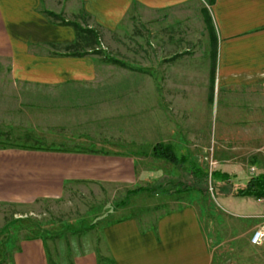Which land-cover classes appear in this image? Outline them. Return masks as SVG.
<instances>
[{"label": "crops", "instance_id": "obj_1", "mask_svg": "<svg viewBox=\"0 0 264 264\" xmlns=\"http://www.w3.org/2000/svg\"><path fill=\"white\" fill-rule=\"evenodd\" d=\"M202 8L215 38L206 58L175 59L167 55L174 45L158 42L132 45L139 52L134 66L111 57L124 46L119 35L127 20L187 28ZM67 23L101 36L102 51L129 68L93 54ZM114 35L118 43L110 40ZM143 47L149 50L147 75ZM1 66L5 91L22 116V126L12 129L34 131L45 146L65 148L0 147V205L57 200L73 184L100 185L122 198L136 188H167L187 180L190 163L203 170L209 146V171L229 178L209 211L198 191L132 195L100 226L98 251L55 264H264V244L249 243L264 200L230 195L249 175L230 159L238 150L218 151L254 148L249 155L262 158L257 162L264 172V0H0ZM215 98L221 124L209 132L199 119ZM156 144L184 157L186 171L153 158ZM243 198L255 204L237 214ZM3 258L0 248V264ZM5 264L52 263L44 239L33 237L20 240Z\"/></svg>", "mask_w": 264, "mask_h": 264}, {"label": "rangeland", "instance_id": "obj_2", "mask_svg": "<svg viewBox=\"0 0 264 264\" xmlns=\"http://www.w3.org/2000/svg\"><path fill=\"white\" fill-rule=\"evenodd\" d=\"M201 10V9H199ZM200 12V18L189 20L187 28L174 24H157L151 25L144 22L141 19L132 18L127 20L128 24L126 29L122 31L120 36V43L123 46L120 52H110L111 57H115L118 60L127 62L134 66L132 45L141 43L144 45L151 42H158L159 47L165 43L174 45V48L167 53V55L176 57L184 55H194L195 58H203L208 56L210 51L208 50V44H213L211 37L212 32L210 29V22H207V13ZM78 19V18H77ZM80 19V18H79ZM79 19L77 21H79ZM176 21V20H174ZM80 22V21H79ZM164 25V26H163ZM167 25L168 27L165 28ZM81 28V27H80ZM77 38L83 40L87 46L91 47L93 54L99 57H104V60L109 61L112 58L108 57L106 51H102L99 43L101 36L93 32L84 29L76 31ZM110 40L118 43V36H110ZM93 45L95 46L93 48ZM159 55L161 51L159 50ZM166 54V53H164ZM117 55V56H115ZM160 57V56H159ZM114 60V59H113ZM199 60V59H197ZM117 61V60H116ZM119 61V62H120ZM122 63V62H121ZM120 66V65H119ZM129 68L128 65H123ZM142 74L147 75L149 66V50L143 47L142 50ZM4 69L0 67V147L13 146V147H27L36 149H64L61 147H49L45 146L46 141L38 139L36 132L23 131L18 129H12L11 126H22V116L15 107V100L11 99L10 93L5 91ZM30 117V116H29ZM28 118V117H26ZM221 102L220 99H214L211 109L205 113L199 120V123L207 125L208 131L217 130L221 124ZM197 120V115L196 118ZM228 133L226 131L223 132ZM263 147H257L261 149ZM213 147L207 148V157H211V151ZM254 148H218V151L225 152L227 150L235 152L238 150V155L235 158H230L232 163L239 164L242 170L249 175V169L253 168L254 173L262 171V164L258 167V162H263L262 158L256 161L249 155V151ZM207 161L202 163V169L195 166L199 172L211 174L209 171L214 167L211 166V162ZM184 164L182 168L184 169ZM192 163L189 164V178H191ZM186 171V169H184ZM214 171V170H213ZM237 183V182H235ZM240 185L245 183V179L238 182ZM207 191L203 199V204L208 211L214 206L216 195L210 189V181L206 180ZM162 187V186H160ZM164 187H166L164 185ZM168 188V187H167ZM114 191H110L101 187L100 185L93 184H73L68 186L63 193V196L57 200H39L28 206L17 205H0V248L4 251V258L2 264L7 261V255L9 251H14L20 240L31 239L33 237L43 238L45 241V249L50 263H65L67 259L76 253H83L86 251H98L100 246L99 228L115 215V207L118 202L122 201V195ZM129 202V197L127 203ZM133 202V201H132ZM239 202L243 204L245 208L240 210L235 209L237 214H246L251 211V206L255 204L253 201H247L246 198L241 199ZM144 203V201H143ZM147 203V202H145ZM134 204V202H133ZM250 206V207H251ZM114 212V213H113ZM110 215V216H109ZM254 247L249 246L247 251H252Z\"/></svg>", "mask_w": 264, "mask_h": 264}, {"label": "trees", "instance_id": "obj_3", "mask_svg": "<svg viewBox=\"0 0 264 264\" xmlns=\"http://www.w3.org/2000/svg\"><path fill=\"white\" fill-rule=\"evenodd\" d=\"M213 0H207V4H211ZM49 16L53 18H57L56 15H53L50 12H46ZM210 22L209 17L207 16V22ZM208 22V23H209ZM63 23V22H62ZM65 24V23H64ZM72 26L75 30H80L81 28L75 23H67ZM210 29L212 32V43L214 45L215 38L213 34V30L210 24ZM212 45V44H211ZM109 62L123 65V63L110 59ZM5 147V146H2ZM23 148V147H21ZM151 156L153 158L162 159L171 165H173L176 169H181L183 163H185L184 157H176L173 153L172 147L170 145L156 144L153 146L151 151ZM191 178L175 183H171L168 188L163 187H146V188H136L130 191H127L124 199L117 203L118 206H125L127 204L128 197L138 194V193H147L149 195H166L172 196L175 194L186 193L189 191H198L200 195L204 196L207 188H206V180L210 181V189L213 192V195L219 194V189L227 187L229 185L228 175L224 173H220L219 171H212L211 174L207 175L206 173L199 172L197 169L192 167L191 169ZM228 190H231L228 188ZM229 194V193H228ZM231 196L234 197H246L254 200H264V172H259L254 175L249 176L247 181L243 186L232 188L230 192Z\"/></svg>", "mask_w": 264, "mask_h": 264}, {"label": "built area", "instance_id": "obj_4", "mask_svg": "<svg viewBox=\"0 0 264 264\" xmlns=\"http://www.w3.org/2000/svg\"><path fill=\"white\" fill-rule=\"evenodd\" d=\"M253 168L249 169V176L254 175ZM261 223L250 234L249 243L252 246H260L264 244V215L260 216Z\"/></svg>", "mask_w": 264, "mask_h": 264}]
</instances>
